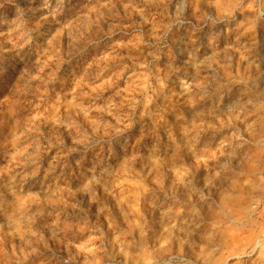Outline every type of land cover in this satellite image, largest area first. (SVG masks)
Here are the masks:
<instances>
[{
	"label": "clouds",
	"instance_id": "9594fccd",
	"mask_svg": "<svg viewBox=\"0 0 264 264\" xmlns=\"http://www.w3.org/2000/svg\"><path fill=\"white\" fill-rule=\"evenodd\" d=\"M0 264H264V0H0Z\"/></svg>",
	"mask_w": 264,
	"mask_h": 264
}]
</instances>
